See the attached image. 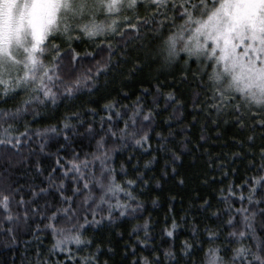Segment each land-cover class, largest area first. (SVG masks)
<instances>
[{"label": "trees", "instance_id": "trees-1", "mask_svg": "<svg viewBox=\"0 0 264 264\" xmlns=\"http://www.w3.org/2000/svg\"><path fill=\"white\" fill-rule=\"evenodd\" d=\"M103 40V37H82L71 43L81 58L75 65L73 78L88 68L95 70L97 61L103 65L107 52L97 55V45ZM141 43H149V38L135 42ZM54 44L60 46L62 53L68 52L66 40ZM135 44L130 47L135 48ZM137 58L139 68H135ZM69 59L65 58V65L69 64ZM116 59L113 58V65ZM190 68L188 71L183 54L179 62L166 65L162 60L151 58L146 49L136 48L127 63L122 62L101 73L95 80L83 84L73 96L61 95L55 104H34L22 113L13 124L12 135L27 132L28 136L20 137L21 144L17 149L0 147V188L18 190L10 213L14 219L9 221L7 214L0 209V264H35L37 253L47 264H66V261L71 264L66 253L49 251L55 240L46 228L47 217L55 208L67 207L61 203L49 176L55 177L57 185L63 182L65 194L71 196L76 186L74 177L62 174L75 154L83 159L85 154L95 151V141L100 138L99 135L95 139L89 136L87 128L91 126L100 133L102 118L105 129L110 126L122 128L124 120L132 115L138 104L143 107V114L152 111L154 115L150 127L145 129L150 136V147L146 145L145 150L132 141L125 143L109 139L107 148L111 156L110 166L118 174L117 182L137 181L133 190L136 201L131 204L136 207L140 203L142 207L123 217L115 213L111 223L105 219L98 225H86L82 238L93 244L77 255L83 256L99 248V264H134L145 258L150 262L159 258L160 264H202L204 253L199 251L200 248L240 246L230 233L245 230V214L237 212L242 208L257 213L253 221L256 239L245 238L243 245L251 246L264 240V215L259 214L264 204L254 206L247 199L253 187L251 178L257 175L261 164L260 151L264 140L260 139V130L254 133L256 139L249 146L247 137L253 133L248 129L240 131L231 122V117L226 118L227 123L213 124L217 118L206 108L201 111L206 96L191 75L197 64L190 62ZM186 71L188 78L184 81L182 77ZM169 93L182 103L178 112L174 111L175 105H166L165 98ZM27 98L28 94L23 92L14 98L0 96V110L15 111ZM107 104H115L112 112L105 110ZM117 112L121 117L116 116ZM74 114H79L83 121L81 124L72 119L74 131H62L51 139L35 135L36 131L43 132L50 126L62 128L65 118L74 117ZM109 115L112 116L111 122L107 120ZM65 134L69 137L67 141ZM161 137L168 138V150L160 148ZM240 141L244 142L243 148ZM41 144H44L43 150ZM172 152L180 157L174 163ZM146 164H149L147 168ZM41 188L48 191L40 193ZM33 192L39 195L33 196ZM20 199L27 203L18 204ZM121 199L124 203L129 202L123 196ZM255 199H264V189L258 190ZM82 200L83 196L75 199V208L81 217L92 220L88 205L81 207ZM96 219L99 220L100 216L97 215ZM229 219H232V225L228 224ZM173 221L177 227L173 236L168 237L166 232L172 230ZM80 222H84L82 218ZM212 233L218 234V239L209 243L208 236ZM186 242L195 245L191 257L183 255ZM70 247L75 251V245ZM166 251L175 253V259L165 257Z\"/></svg>", "mask_w": 264, "mask_h": 264}, {"label": "snow or ice", "instance_id": "snow-or-ice-1", "mask_svg": "<svg viewBox=\"0 0 264 264\" xmlns=\"http://www.w3.org/2000/svg\"><path fill=\"white\" fill-rule=\"evenodd\" d=\"M57 36L66 39L68 52L62 53L60 46L53 43ZM82 37H103V43L97 45V55L107 52V59L103 65L97 61L95 70L88 68L73 78L75 65L80 63L81 58L71 43ZM145 38H149V43L135 44ZM134 44L135 48L130 47ZM136 48L146 49L151 58L162 60L166 65L179 62L183 54L188 71L191 70L190 62L194 61L197 68L191 75L206 96L201 111L206 108L210 115L216 116L213 124L227 123L226 118L231 117V122L240 131L250 130L253 134L247 137L249 146L255 141L257 130H260V139L264 140V0H0V96L14 98L22 92L28 94V98L22 101V107L15 111L0 110V147L17 149L21 144L20 137L28 136L27 132L20 136L12 135L13 124L23 112L34 104H55L61 95L73 96L83 84L95 80L113 66L127 63ZM87 55L91 57L92 53ZM66 57H70L68 65L64 64ZM114 57L118 58L115 65ZM139 67L137 58L135 68ZM188 71L182 77L184 81H187ZM165 99L166 105L176 106V112L182 107L174 94L169 93ZM114 108L115 104L105 105L106 111L112 112ZM115 114L121 117V113ZM73 118L83 123L79 114H74V117L65 118L62 128L50 126L43 132L36 131L35 135L51 139L62 131H74ZM153 119V112L143 114V107L138 104L132 115L124 120L122 128L110 126L105 129L103 118L100 133L89 126V136L93 139L100 136L95 141V151L85 154L83 159L75 154L62 174L74 177L76 186L71 196L65 194L63 182L57 185L55 177L49 176L61 203L67 205L55 208L47 217L49 223L46 228L55 240L50 253H66L71 264H99V248L83 256L77 255L93 244L91 240L82 238L86 225H98L105 219L111 223L115 213L123 217L129 211L135 212L142 207L140 203L136 207L131 204L136 201L133 190L137 181L117 182L118 174L110 166L108 140L132 141L147 150L145 146L150 147V136L145 129L150 127ZM107 120L111 122L112 116L109 115ZM64 139H69L67 134ZM168 142L167 137H161L160 148L168 150ZM240 146L243 148V141H240ZM43 147L44 144H41V150ZM179 159V155L172 152V163ZM260 160L257 175L251 178L253 187L247 198L254 206L264 204V199H255L258 190L264 189V146L261 147ZM57 163L59 165V161ZM121 171H124L123 166ZM172 171L175 172V168ZM16 191L9 187L0 188V209L7 214L9 221L14 219L10 213ZM39 191L44 193L48 189L41 188ZM37 195L39 193L33 192V196ZM80 196H83L81 207L88 205L92 220H88L87 216L81 217L75 208V199ZM122 196L129 202H122ZM17 203L22 205L27 202L20 199ZM237 212L245 214V230L230 235L237 238L234 242L240 246L231 249L200 248L199 251L204 253L202 264H264V240L251 246L242 243L245 238L256 239L253 221L257 213L245 208ZM259 214L264 215V208L259 209ZM228 224L232 225V219ZM147 227L145 224L144 228ZM176 227L173 221L172 230L166 235L172 237ZM216 239L218 234L208 236L209 243ZM71 245L76 246L75 251ZM194 248L195 245L186 242L183 255L191 257ZM229 252L231 255H228ZM164 255L175 259L172 251H166ZM35 264H47V261L37 253ZM134 264H160V261L156 258L150 262L145 258Z\"/></svg>", "mask_w": 264, "mask_h": 264}, {"label": "rangeland", "instance_id": "rangeland-1", "mask_svg": "<svg viewBox=\"0 0 264 264\" xmlns=\"http://www.w3.org/2000/svg\"><path fill=\"white\" fill-rule=\"evenodd\" d=\"M141 11H143V10H141ZM64 40H66V39L63 38V37L57 36V37L53 40V43H56L57 41L61 42V41H64Z\"/></svg>", "mask_w": 264, "mask_h": 264}]
</instances>
